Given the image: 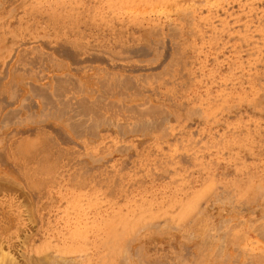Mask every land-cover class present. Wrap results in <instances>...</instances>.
<instances>
[{"label":"rangeland","instance_id":"rangeland-1","mask_svg":"<svg viewBox=\"0 0 264 264\" xmlns=\"http://www.w3.org/2000/svg\"><path fill=\"white\" fill-rule=\"evenodd\" d=\"M0 251L264 264V0H0Z\"/></svg>","mask_w":264,"mask_h":264},{"label":"bare ground","instance_id":"bare-ground-1","mask_svg":"<svg viewBox=\"0 0 264 264\" xmlns=\"http://www.w3.org/2000/svg\"><path fill=\"white\" fill-rule=\"evenodd\" d=\"M177 8V7H176ZM156 14V13H155ZM41 52V51H40ZM6 256V257H5ZM60 258V257H59ZM7 259V255L4 253V251H3V254L1 253V251H0V262L1 261H4V260H6ZM8 260H10L9 258H8ZM10 262H11V260H10ZM55 263V262H54ZM61 263V262H60ZM56 264V263H55Z\"/></svg>","mask_w":264,"mask_h":264}]
</instances>
